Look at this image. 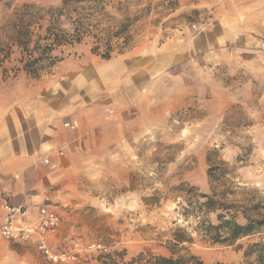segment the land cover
Listing matches in <instances>:
<instances>
[{
	"label": "rangeland",
	"instance_id": "obj_1",
	"mask_svg": "<svg viewBox=\"0 0 264 264\" xmlns=\"http://www.w3.org/2000/svg\"><path fill=\"white\" fill-rule=\"evenodd\" d=\"M23 4L43 17L30 25L40 37L51 10L58 13L56 26L73 33L76 22L84 31L78 43L55 46L54 64L41 60L35 76L24 63L46 41L34 44V35L27 48L15 43ZM117 29L126 43L114 38L110 58L144 53L154 66L134 101L100 111L95 141L69 172L50 179L54 196L46 202L62 221L51 247L61 252L77 244V258L51 262L33 242L0 236V264H98L108 254L122 264L144 253L169 256L180 230L192 241L178 246L204 264H243L245 249L264 234L230 246L213 243L192 229L182 208L188 187H195L231 210L258 203L264 211V0H71L64 8L62 0H0V78L37 80L62 63L108 60L101 57L105 39ZM208 217L215 223L214 214ZM93 242L108 251L84 249Z\"/></svg>",
	"mask_w": 264,
	"mask_h": 264
},
{
	"label": "crops",
	"instance_id": "obj_2",
	"mask_svg": "<svg viewBox=\"0 0 264 264\" xmlns=\"http://www.w3.org/2000/svg\"><path fill=\"white\" fill-rule=\"evenodd\" d=\"M151 62L144 53L102 61L92 56L62 63L37 80L0 78V201L25 205V219L34 220L38 206L54 196L50 179L69 172L88 141H95L100 111L134 101L148 85Z\"/></svg>",
	"mask_w": 264,
	"mask_h": 264
},
{
	"label": "trees",
	"instance_id": "obj_3",
	"mask_svg": "<svg viewBox=\"0 0 264 264\" xmlns=\"http://www.w3.org/2000/svg\"><path fill=\"white\" fill-rule=\"evenodd\" d=\"M71 0H62V8ZM85 1V0H73ZM32 4H23L20 8V27H18L15 35V43L18 46L27 48L31 39L36 35L31 29L30 25L33 23L32 19L41 20L43 17H36V13L32 14L27 9L33 8ZM29 18V19H25ZM58 13L56 10H51L47 26L45 28V36H37L34 44H37L40 39H45V44L42 48H35L34 53L31 51L28 55L27 61L24 63V69L32 73L34 76L37 73V65L41 60L50 61L49 64H54V58L51 56V51L55 46L65 43H78L84 31L74 22L73 33H70L60 27L56 26ZM116 38H122V43L125 38L122 32L117 29L110 34L104 41L105 51L101 54L104 59H109L111 54V41ZM35 54V55H34ZM224 200L218 199L215 194L198 193L195 187H188L186 196H184L182 208V216L185 220L192 219V229L204 238H208L210 242L218 243L226 246L235 244L238 240L251 237L261 236L264 234V215L262 207L257 204H247L242 206V209H232L224 206ZM209 214L215 215V223H212L208 217ZM240 217V218H239ZM192 241L190 234L184 230L176 232L172 236V241L169 246V256L144 253L138 257L129 260L122 264H204V262L194 254H190L183 246H178L183 243ZM246 261L243 264H264V240L250 244L244 251ZM98 264H119L113 254L104 255L101 257ZM250 258V260H249Z\"/></svg>",
	"mask_w": 264,
	"mask_h": 264
},
{
	"label": "built area",
	"instance_id": "obj_4",
	"mask_svg": "<svg viewBox=\"0 0 264 264\" xmlns=\"http://www.w3.org/2000/svg\"><path fill=\"white\" fill-rule=\"evenodd\" d=\"M64 126L73 129L77 125L66 122ZM44 162L50 163L48 158H45ZM0 209L3 211L0 218V236L4 240L17 244L33 242L37 251L51 262L63 263L77 258L79 252L77 244L71 250L61 252H56L51 247L49 238L58 232L62 222L54 207L49 204L38 206L37 217L32 221L25 219L27 207L23 204H11L1 200ZM84 249L108 251L106 246L95 242L87 244Z\"/></svg>",
	"mask_w": 264,
	"mask_h": 264
}]
</instances>
